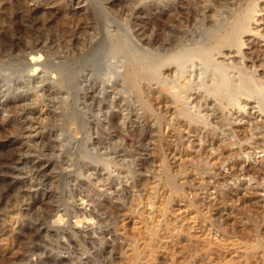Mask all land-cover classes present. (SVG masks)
I'll list each match as a JSON object with an SVG mask.
<instances>
[{
    "label": "rangeland",
    "instance_id": "rangeland-1",
    "mask_svg": "<svg viewBox=\"0 0 264 264\" xmlns=\"http://www.w3.org/2000/svg\"><path fill=\"white\" fill-rule=\"evenodd\" d=\"M86 10L100 15L94 14L93 20ZM235 20L244 26L237 45L212 43L216 35L229 32ZM96 28L99 34L91 39ZM102 35L120 36L148 56L166 50H209L210 63L189 57L178 83L172 66L160 70L168 84L144 85L175 101L160 106L164 123L159 132L123 90L117 77L121 59L108 58L107 75L96 70L87 82L81 77L80 59L90 51L83 46ZM214 64L224 69L232 85L231 99L219 102L208 94L215 84ZM65 66L78 73L56 96L58 76L52 68ZM244 84L254 92L243 93ZM84 87L98 98L106 90L107 97L123 107L118 122L122 132L96 133L80 106ZM60 101L84 121L79 134L57 130ZM185 105L198 116L194 134L178 114ZM218 115L225 119L223 125ZM227 139L233 144L219 148ZM81 142L95 156L87 171L78 151ZM159 155L174 175L182 171L177 180L183 193L174 197L175 207L185 198L195 199L216 222L231 220L233 206L250 205L264 215V0H0V264L117 261L122 237L143 225L133 224L135 214L115 222L95 203L120 210L119 205L133 200L135 212L144 204L151 209V196L161 194ZM46 204L51 211L41 212ZM34 228L32 239H19L23 229ZM10 238L14 241L8 247ZM17 240L29 249L20 259V253L11 252ZM153 259L154 264L187 262L164 250Z\"/></svg>",
    "mask_w": 264,
    "mask_h": 264
},
{
    "label": "bare ground",
    "instance_id": "bare-ground-1",
    "mask_svg": "<svg viewBox=\"0 0 264 264\" xmlns=\"http://www.w3.org/2000/svg\"><path fill=\"white\" fill-rule=\"evenodd\" d=\"M86 12H88V10H86ZM88 13L92 19L94 14H96V16H98V14L100 15L96 10H90ZM248 16L249 12H246L245 17ZM233 22L231 30L229 29L230 31L226 32L224 35L214 36L215 38L212 43L218 46H234L236 44V37H239L240 32L243 30L242 27L244 26H242V21L240 20H235ZM92 30L93 34L90 37L91 39L99 34L97 28ZM63 31L68 32L66 26L63 28ZM95 31L97 32L95 33ZM86 44V46H83V50L90 51L80 59L79 63L82 64L84 72L81 74V77L87 82L89 81L87 78L90 77L91 79L92 73L96 72V70L107 75L106 62L108 58L121 59V72L117 77L123 83V90L131 95L132 103L140 109L141 117L144 119L152 118L156 124V132L162 130L161 127L164 123V116L160 110V106H168L175 103V101L171 97H160L159 94L161 93L159 90L157 92H152L151 90L145 89L144 85L147 88L151 84L160 87L168 84V78H162L160 76V70L161 68L172 66H176V80L178 83L179 79L183 76L181 67L188 61L189 57L198 56L197 58L199 59H209L207 62L210 63V53L206 48L184 51L166 50L164 54L156 57L145 55L138 48L132 47L126 40L123 41L120 36L111 37L110 35H102L95 43L87 41ZM28 50L30 53L34 52V48H29ZM212 66L211 71L215 84L208 94L212 95V97L219 102L225 99H231L232 85L226 78L224 69L218 64ZM24 67L26 66L24 65ZM52 71L58 76L54 86V94L56 96L60 94L62 88L73 82L78 73L74 68H70L69 66L52 68ZM113 82H115V79ZM181 82L182 85H187L185 82ZM37 84L39 85L41 82ZM42 88L45 89V86ZM243 89V93L254 92V89L248 84H244ZM81 91V97L79 98L80 106L84 108L85 112H87L92 119V128L96 130V133L100 134L105 130L114 131L118 134L122 132L118 122L122 120L123 107H119L117 101L110 100L107 97L108 93L106 90L103 91V97L101 98L94 96L92 93H88L85 87L82 88ZM200 100L199 97L194 99L196 104H199ZM60 102V106L63 104V107L57 114L58 121H55L58 127L57 130L62 131L63 129H69L72 135L73 133L79 134L85 127L84 121L75 114L71 107H67V105L64 106V103ZM111 109L114 110L112 111ZM178 114L183 116L184 122L190 127L189 132L193 133L196 129L192 126L196 124L195 122H198V116L187 106L178 112ZM219 117V123L223 125L225 119L222 118V116ZM175 134L178 138V133ZM231 141L233 140L227 139L223 144L219 145V148L221 147L226 150L227 147L233 144ZM158 142L157 150L161 151V143L160 141ZM78 151L83 155V159L86 160L82 169L85 171L89 170L95 156L86 151L85 142L79 144ZM245 156H247V154H245ZM158 157H160L159 184L161 194L158 195L157 193H153L151 198L149 197L151 199V209H148V206L144 204L139 212H135L133 200L128 205H119L118 207H121L120 210L112 206L110 207L106 202L95 203L99 211H102L108 216H112L114 221H119L127 216L135 214L134 219H136V221L133 224L137 223L143 225V228L140 229V227H138L136 230L133 229L122 237L124 242L116 247L119 253L118 260L116 261L112 258L111 263L113 264L116 261L114 264H154L153 258L155 253L158 252V250H164L165 253L168 252L173 257L181 255L184 263V259H187L186 264H264V215L259 216L250 205H242L241 207L233 206V216L231 220L225 219L216 222L212 221V219L202 212L201 204L195 199L185 198L181 205L179 204L175 207V205L172 204L174 197H181L183 193V184L179 183L177 180V177L182 175V171L178 170L174 175L171 170L166 167L164 160L161 158L162 155ZM205 164L206 161L202 163V165ZM205 168L203 167V170ZM127 169L129 168L127 167ZM140 203L141 200L139 201L137 199L136 204L138 205ZM50 207L51 206L46 204L40 210L41 212H50ZM13 218L9 217V221H12ZM120 227L125 229L123 225ZM36 231L37 228H34V231L32 230L31 232L23 229L20 233L22 237L19 239H32L33 235L31 233ZM8 240V247H10L14 239L10 238ZM17 242V245L11 252L13 255L20 253L18 256L16 255L20 259L29 252V249L22 241L20 242L17 240ZM173 260L175 259L173 258ZM174 263L175 262H172V264Z\"/></svg>",
    "mask_w": 264,
    "mask_h": 264
}]
</instances>
